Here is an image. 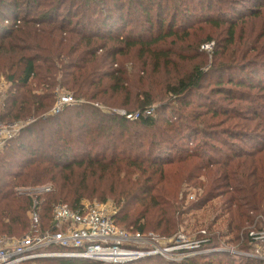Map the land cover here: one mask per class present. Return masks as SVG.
<instances>
[{
  "label": "trees",
  "instance_id": "16d2710c",
  "mask_svg": "<svg viewBox=\"0 0 264 264\" xmlns=\"http://www.w3.org/2000/svg\"><path fill=\"white\" fill-rule=\"evenodd\" d=\"M1 78L0 120H36L0 153V238L35 230L21 189L51 185L37 196L45 230L106 174L119 227L172 237L195 218L203 251L37 264H264L215 250L216 237L261 244L249 226L264 227V0H0ZM58 85L77 101L50 114Z\"/></svg>",
  "mask_w": 264,
  "mask_h": 264
},
{
  "label": "built area",
  "instance_id": "2783aa9c",
  "mask_svg": "<svg viewBox=\"0 0 264 264\" xmlns=\"http://www.w3.org/2000/svg\"><path fill=\"white\" fill-rule=\"evenodd\" d=\"M210 48V45H206ZM57 102L52 113L77 101L69 93L55 91ZM73 102V103H72ZM28 122L0 120V153L11 139L20 134ZM48 192L51 187L33 188ZM25 192V189H21ZM29 193H33L29 191ZM34 200L31 218L35 230L21 238H0V264H37L39 259L83 258L105 263H125L146 256L162 255L172 259L175 246L167 244V237L154 232H141L119 227L115 214L100 203L81 201L76 207L58 203L53 208L51 225L43 230ZM253 239L262 238L251 232ZM56 246L57 248L51 249ZM183 255V253H180ZM176 259V258H175Z\"/></svg>",
  "mask_w": 264,
  "mask_h": 264
},
{
  "label": "rangeland",
  "instance_id": "374dc122",
  "mask_svg": "<svg viewBox=\"0 0 264 264\" xmlns=\"http://www.w3.org/2000/svg\"><path fill=\"white\" fill-rule=\"evenodd\" d=\"M198 22L199 21H196L195 23L197 24ZM195 26H197V25H195ZM206 45H210V48L212 47V43H209V44L205 43L204 46H202V47H205ZM207 49H209V48H207ZM210 63L211 62H209V65H211ZM130 71H132V70H130ZM139 71L141 74H143L141 72V70H139ZM132 72L137 74L138 69L136 71H132ZM164 74H166V72H164ZM157 76L163 77L161 74H157ZM132 78L135 79L134 76H132ZM213 79H215V77ZM213 79H211V77H210L209 79L205 80V85L207 86L206 90H208L211 87L210 81L212 82ZM9 89H10V83L8 82V80L5 78H1L0 79V100L1 101L6 99V96L9 93ZM158 89H159V86H157V90ZM55 91H61L62 94H65V93L71 94L65 87H61L60 85L57 86ZM194 99H196V97H194ZM166 100H169V97H166L164 102ZM83 101H85V100L83 99ZM55 102H57V100ZM160 102H163V101L159 99L156 105H158ZM74 103H76V101ZM154 107H155V105H154ZM52 109H53V107H52ZM52 109L49 112L50 114H52ZM115 110L121 114H126V112H127L123 108H118ZM115 110H113V111H115ZM135 114L136 113H134V115ZM35 120H36L35 118H30V119L22 120V121L28 122L30 124V123H33ZM201 137L202 136H200V139H201ZM262 141H264V138H262ZM189 147H193V145H189ZM247 149H253V146L251 145V143H249L247 145ZM259 149H264V142H262V146ZM249 151H252V150H249ZM113 181H114V179L111 177H108L106 174L105 175L101 174V175L93 177L91 180V187L89 190L90 196L85 197L83 199V201H87V202H91V203H94V202L100 203L109 212L114 213L115 215H118L119 217H121V216H123L124 212L120 213V210L123 207L124 203H118L116 201L115 197H118V192H116L117 184H116V182L114 183ZM43 186L51 187V185L47 184V185H41V186L26 187L23 189H25V193L30 194L35 200V199H37V196H39L40 194H45L46 192L34 191L33 188L43 187ZM29 191H32L33 193H29ZM188 192H189V199H191V198L193 199L194 194H191V193H194V191L189 190ZM215 202H217V200ZM68 204H69V202H68ZM197 213H199L198 217H201V215H202L201 212H197ZM195 220H196L195 218H192L191 220L188 221L189 224L192 225V227H193V224L195 223ZM129 227L132 228V226H129ZM192 227H188V224L186 223L183 225V227L181 228V231H179L178 234H176L172 237L171 236L167 237V244L168 245H170V246L178 245V246H175L174 251H172V253H173L172 259H175V258L180 259V258H184V257H188V256H195V255H197L203 251V250H201V248H202L205 236H202L200 238L197 237L198 233H199V229L201 227L198 228V230H193ZM257 227H259V226L256 224L249 226V229L251 230L249 234L251 235V232L254 231V232H259V236H263L264 235V227L256 229ZM215 229H217V228H215ZM202 234H205V230H202ZM230 238H231V236L228 239H230ZM216 239L218 240L217 243H220L219 244L220 246H218L215 250L239 254L241 256H246V257L252 256V257L264 260V253H263V249H262V244L264 243V236L262 238L253 239V243L259 242L261 244H259L257 247L255 246L253 249H249L246 251H241V249H239V247L237 246V243H229L228 240H225V238L222 239L220 237H216ZM180 253H183L184 256H182V254H180ZM146 257H148V256H146ZM143 258H145V257H143ZM164 258H167V257H164ZM139 259H142V258H139ZM48 264H56V263H48Z\"/></svg>",
  "mask_w": 264,
  "mask_h": 264
},
{
  "label": "water",
  "instance_id": "95a60500",
  "mask_svg": "<svg viewBox=\"0 0 264 264\" xmlns=\"http://www.w3.org/2000/svg\"><path fill=\"white\" fill-rule=\"evenodd\" d=\"M90 260H95V261H99V260H96V259H90ZM130 261H133V260H130ZM130 261H128V262H130ZM99 262H101V261H99Z\"/></svg>",
  "mask_w": 264,
  "mask_h": 264
}]
</instances>
